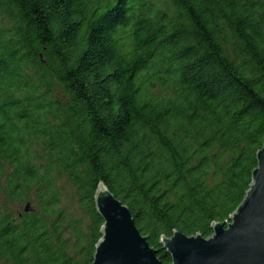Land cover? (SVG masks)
Listing matches in <instances>:
<instances>
[{"label":"trees","instance_id":"trees-1","mask_svg":"<svg viewBox=\"0 0 264 264\" xmlns=\"http://www.w3.org/2000/svg\"><path fill=\"white\" fill-rule=\"evenodd\" d=\"M263 145L264 0H0V264H92L101 183L169 264Z\"/></svg>","mask_w":264,"mask_h":264},{"label":"water","instance_id":"water-1","mask_svg":"<svg viewBox=\"0 0 264 264\" xmlns=\"http://www.w3.org/2000/svg\"><path fill=\"white\" fill-rule=\"evenodd\" d=\"M256 159L243 201L229 221L212 225L210 237L175 231L160 239L171 258L169 264H264V145ZM95 203L103 226L92 264H164L136 227L128 207L102 183ZM34 210L25 204V212Z\"/></svg>","mask_w":264,"mask_h":264},{"label":"rangeland","instance_id":"rangeland-1","mask_svg":"<svg viewBox=\"0 0 264 264\" xmlns=\"http://www.w3.org/2000/svg\"><path fill=\"white\" fill-rule=\"evenodd\" d=\"M24 207H25V204L24 205L16 204V205L11 206L9 209L12 213H16V212L21 211V210L24 211Z\"/></svg>","mask_w":264,"mask_h":264}]
</instances>
